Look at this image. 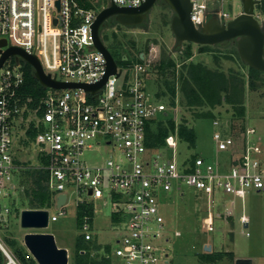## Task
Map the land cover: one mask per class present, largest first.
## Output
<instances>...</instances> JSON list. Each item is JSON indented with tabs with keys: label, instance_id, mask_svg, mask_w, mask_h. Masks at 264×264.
I'll return each mask as SVG.
<instances>
[{
	"label": "built area",
	"instance_id": "1",
	"mask_svg": "<svg viewBox=\"0 0 264 264\" xmlns=\"http://www.w3.org/2000/svg\"><path fill=\"white\" fill-rule=\"evenodd\" d=\"M57 1L0 0V61L10 48H19L35 55L44 73L52 79L96 85L108 69L107 59L95 43L93 25L98 14L112 3L120 8H138L147 0H108V6L100 10L97 6L101 3L94 1L92 6L84 7L78 0H59L58 10ZM233 1L191 0L193 24L201 29L213 17L220 23L229 22L236 16L226 12L224 6ZM255 16L260 21L257 12ZM137 53L139 59L144 54L141 62L127 66L116 62V73L94 94L83 88L44 87L45 95L33 108L32 98H24L22 94L24 61L10 56L3 62L0 197L8 195L5 191L8 186L15 189L12 185L15 176L21 180L19 190L24 192L23 172L45 171L49 175L47 186L53 194L52 205L61 211L60 216L65 214L63 210L69 204L67 191L71 189L79 196L87 195L93 200H104L107 196L113 202L117 207L114 214L122 218L117 223L121 230L117 234L115 255L124 264H169L167 252L152 242L162 237L164 217L159 200L162 195L171 197L177 192L183 197L182 186L207 195L208 210L202 223L206 231L213 230L211 197L217 191L239 198L243 211L248 191L264 194L263 141L258 137L257 142H252V137L257 135L254 129L245 130L241 136L234 132L232 136L214 134L217 150L229 153L231 168L227 174L219 173L217 166L201 157L194 163L189 158L178 163L175 156L165 160L166 150L176 148L179 140L171 135L163 149L147 146L148 125L162 115L167 116L168 108L164 103H155L147 92L146 77L152 60L146 53ZM119 80L121 84L117 86ZM227 125L230 127V122ZM32 130L37 131L33 138L29 135ZM94 143L113 148L104 166L89 167L83 160L84 152L92 149ZM33 146L38 149V163L27 167L21 155ZM117 152L126 159L125 163L115 162ZM63 194L67 196L66 203L58 206L57 199ZM85 203L79 201L77 207ZM9 214L10 209L0 202V229L8 223ZM57 221L58 217L49 213V225ZM239 221L245 229L251 222L245 214ZM153 224L158 226L157 230ZM81 229L87 241L93 240L89 218Z\"/></svg>",
	"mask_w": 264,
	"mask_h": 264
},
{
	"label": "rangeland",
	"instance_id": "2",
	"mask_svg": "<svg viewBox=\"0 0 264 264\" xmlns=\"http://www.w3.org/2000/svg\"><path fill=\"white\" fill-rule=\"evenodd\" d=\"M88 1L101 3L97 6L99 10L109 4L108 0ZM257 1L262 2L263 0ZM212 6L214 5L212 4ZM224 9L234 17L242 12L243 6L240 0H234L226 4ZM256 9L257 14L260 15V22L264 24V13H259L258 8ZM173 17L172 10L158 1L142 25L124 27L112 24L110 28L102 27L100 35L105 46L113 53L119 66L136 63L139 57L137 52L146 53L152 60L151 68L146 77L147 92L155 103H164L168 108V115L166 117L160 116L158 120L166 121L171 118L179 124L185 118L195 129L196 146L190 147L185 142L177 141L176 148L166 150L165 160L175 156L176 161L181 163L187 158L198 156L205 159L207 163L217 166L219 173L227 174L231 168L229 153L217 150L213 139L214 134L232 136V132H234L241 136L245 130L254 129L257 135L252 137V142H257L258 137L264 141V74L254 80L256 87L251 88L249 67L243 63L237 53V40L209 46L207 53H201V47L192 43H183L181 46H177L176 38L171 30ZM115 39L126 46L123 49H113L112 44ZM130 42H134V48L130 46ZM189 47L193 54L191 59H187L183 55ZM163 53L176 63L178 75L185 65L194 63L202 64L212 71L223 72L227 76H237L242 81L239 93L246 108L245 117L234 118L233 106L224 103L212 110L214 118L195 120V114L210 109L209 107L190 109L185 104L179 86L177 87L175 107H171L169 94H166L165 97H158L157 94L164 92L165 88L162 82L156 81L153 68L160 62ZM124 58H127V61H123ZM169 82H172L171 77ZM120 84L121 80L117 86ZM214 122H218V125H214ZM228 122H230V127L227 125ZM112 149L105 143L101 146L94 143L92 149L84 152L83 160L89 167L104 166L113 153ZM37 153V146L23 152L21 159L27 163V167H30V164L36 165L38 163ZM114 160L115 162H126V159L119 152L115 154ZM24 180H28L26 189H29L31 184L29 177H24ZM20 184L21 180L15 176L12 183L15 185V189L8 186L5 190L8 195L0 197L2 205L10 209V214L7 216L8 223H5L0 229V244L5 250V246L1 242L4 238L15 241L17 246L25 248L23 242L25 234L30 232L51 233L55 236L60 248L68 249L69 264H76L75 245L78 237L82 235V229L77 223V203L85 201V204L89 205L90 203L94 208L91 229L93 242L102 247L99 250L100 255L92 247L91 256L97 259L102 258L104 248L109 246L110 252L105 253L109 258L108 264H124L121 258L115 255L118 248L117 234L121 230V225L114 223L111 218L117 212V207L107 196L104 200H93L87 195L79 196L76 193L73 194L72 189L68 190L69 204L63 210L64 215L60 216L61 211L56 205H51L48 209L52 216L58 217L57 222L50 223L46 230H23L20 226V213L27 207L23 200L24 194L19 190ZM182 188L183 197L179 193L173 192L171 197L164 194L159 199L160 213L164 217L163 229H161L162 237L152 242L167 252L169 264H235L233 258L229 257L230 254H233L234 259H252L253 264H264V194L248 191L244 202L245 211H243L242 201L239 198L217 191L211 197L214 206L212 210L213 230L206 231L203 228L202 219L207 215L209 202L207 195L187 186H182ZM243 214L251 221L247 229L239 221ZM153 229L157 230L158 226L153 224ZM176 233H180V235L177 236ZM247 233L249 236L246 235ZM204 244L212 246L211 254L222 257L213 262L207 261L210 253L204 251ZM25 250L27 251L26 248Z\"/></svg>",
	"mask_w": 264,
	"mask_h": 264
},
{
	"label": "trees",
	"instance_id": "3",
	"mask_svg": "<svg viewBox=\"0 0 264 264\" xmlns=\"http://www.w3.org/2000/svg\"><path fill=\"white\" fill-rule=\"evenodd\" d=\"M84 7L92 6V2L88 0H78ZM106 1V0H104ZM259 13H264V0L259 2L257 7ZM257 10V9H256ZM114 24L119 25L116 21ZM112 25L108 21L106 22V28H110ZM120 26V25H119ZM134 42H130V46L134 48ZM126 46V45H125ZM124 44L119 42L117 39L113 40V49H123ZM201 53L209 52V46H200ZM132 49V48H131ZM111 52V50H109ZM238 53V52H237ZM114 57L113 53L111 52ZM187 59H191L193 54L189 47L184 53ZM239 55V53H238ZM240 57V56H239ZM115 59V57H114ZM124 60V59H123ZM116 61V59H115ZM117 62V61H116ZM137 62H141L139 57ZM25 69V82L22 87V94L24 98H32L30 106L33 108L36 106L39 99L45 95L46 89L41 86L34 76L33 68L23 62ZM156 81L162 82L165 88L164 92H161L158 97H165L169 94L171 97V107L176 106L177 87L182 93L185 104L190 109L198 107H209V111L203 113H197L194 119H212L214 114L212 112L216 107L222 106L224 103L233 106L234 118L241 119L246 115V108L239 91L241 90L242 81L237 76H227L223 72L212 71L204 67L202 64L190 63L185 65L179 75L177 74L176 63L165 53H163L160 62L153 68ZM251 76V88L256 87L254 80L258 79L264 72L249 68ZM171 77L172 82H169ZM161 117H166L162 115ZM244 131V130H243ZM37 131H29V135L33 138ZM176 136L180 142L187 143L190 147L196 146V133L195 129L191 126L187 119H182L181 123L177 124L174 119L156 120L148 125L147 128V146L153 150L163 149L166 146V139L169 136ZM264 148V141H263ZM198 156H192L188 160L194 163ZM24 177H29L30 188L26 189L28 180H24ZM49 175L45 171L38 170H27L23 172L22 183L25 187L23 192V200L27 209L31 210H42L49 209L52 205L53 194L50 192L47 181ZM94 217V208L92 204H83L78 207L77 211V223L81 228L84 220L89 218L92 224ZM112 221L118 223L122 218L119 215L113 214ZM2 244L5 246L8 254L14 259L16 264H37L32 256L23 247L17 246L15 241L4 238ZM94 247L99 254L101 246L96 245L93 240L87 241L83 235H80L75 245V263L76 264H108L109 258L106 257L105 253L110 252V247H105L102 258L97 259L92 257L90 254L91 248ZM100 255V254H99ZM98 257V256H97ZM222 256H214L209 254L207 261H216ZM233 258V254L229 255ZM0 264H9L8 259L4 252L0 249Z\"/></svg>",
	"mask_w": 264,
	"mask_h": 264
},
{
	"label": "water",
	"instance_id": "4",
	"mask_svg": "<svg viewBox=\"0 0 264 264\" xmlns=\"http://www.w3.org/2000/svg\"><path fill=\"white\" fill-rule=\"evenodd\" d=\"M158 1H161L163 5L168 6L174 12L171 30L176 38L177 46H181L183 43L215 46L238 39V53L243 63L249 68L264 72V24L255 16L256 7L259 3L257 0H240L243 10L238 16L227 23H220L216 17H213L201 29H197L191 20V0H147L138 8H120L112 3L98 14L93 25L96 46L104 54L108 63L106 76L96 85L68 84L52 79L50 75L44 73L35 55H29L19 48H10L5 52L0 61V67L8 57L16 56L17 59L23 60L33 68L35 78L43 87L58 90L83 88L85 91L94 94L117 70L114 57L101 41V28L105 27L106 22L111 18H114L119 25L124 27L142 25ZM56 7L58 10L60 9L59 0ZM143 55L140 56L141 60H143ZM66 199V195H60L57 199L58 206L64 205ZM20 226L23 230H46L49 227V212L47 210L24 209L20 214ZM23 242L37 264H69L68 249L60 248L55 236L51 233L30 232L25 234ZM0 249L6 255L9 264H16L2 245H0ZM204 251L211 253L212 246L205 245ZM235 264H253V260L236 259Z\"/></svg>",
	"mask_w": 264,
	"mask_h": 264
},
{
	"label": "flooded vegetation",
	"instance_id": "5",
	"mask_svg": "<svg viewBox=\"0 0 264 264\" xmlns=\"http://www.w3.org/2000/svg\"><path fill=\"white\" fill-rule=\"evenodd\" d=\"M164 6L167 7L168 9H170L168 6H166V5H164ZM170 10H171V9H170ZM172 12H173V11H172ZM173 13H174V12H173ZM115 21H116V20H115L114 18H111V19L108 20V22L111 23V25L114 24ZM235 40L238 41V39H235Z\"/></svg>",
	"mask_w": 264,
	"mask_h": 264
},
{
	"label": "crops",
	"instance_id": "6",
	"mask_svg": "<svg viewBox=\"0 0 264 264\" xmlns=\"http://www.w3.org/2000/svg\"><path fill=\"white\" fill-rule=\"evenodd\" d=\"M205 245V244H204ZM236 259V258H235ZM235 259H234V261H235Z\"/></svg>",
	"mask_w": 264,
	"mask_h": 264
}]
</instances>
